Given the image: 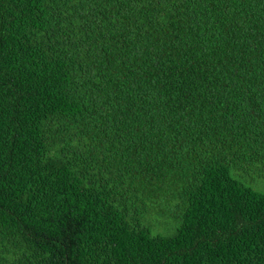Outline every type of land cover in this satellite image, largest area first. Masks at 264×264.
<instances>
[{
    "label": "trees",
    "instance_id": "trees-1",
    "mask_svg": "<svg viewBox=\"0 0 264 264\" xmlns=\"http://www.w3.org/2000/svg\"><path fill=\"white\" fill-rule=\"evenodd\" d=\"M0 264H264V0H0Z\"/></svg>",
    "mask_w": 264,
    "mask_h": 264
},
{
    "label": "clouds",
    "instance_id": "clouds-1",
    "mask_svg": "<svg viewBox=\"0 0 264 264\" xmlns=\"http://www.w3.org/2000/svg\"><path fill=\"white\" fill-rule=\"evenodd\" d=\"M170 184L176 185L175 179L169 181V189H170ZM175 203L177 204L178 207L186 211L197 209L202 204V192L199 190H192L191 196L187 200L179 203L175 201ZM103 233L104 232L101 230V237Z\"/></svg>",
    "mask_w": 264,
    "mask_h": 264
},
{
    "label": "rangeland",
    "instance_id": "rangeland-1",
    "mask_svg": "<svg viewBox=\"0 0 264 264\" xmlns=\"http://www.w3.org/2000/svg\"><path fill=\"white\" fill-rule=\"evenodd\" d=\"M158 227H161L160 229L164 228L165 227V221L159 220V222L156 223V229H158ZM160 229H159V232H160ZM176 231H177V229H176Z\"/></svg>",
    "mask_w": 264,
    "mask_h": 264
}]
</instances>
